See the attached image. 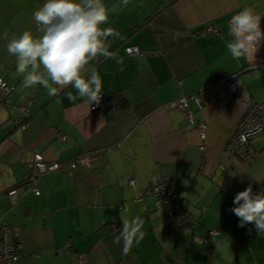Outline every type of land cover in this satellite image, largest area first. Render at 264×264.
I'll return each instance as SVG.
<instances>
[{
  "label": "crops",
  "instance_id": "0c3cea01",
  "mask_svg": "<svg viewBox=\"0 0 264 264\" xmlns=\"http://www.w3.org/2000/svg\"><path fill=\"white\" fill-rule=\"evenodd\" d=\"M45 2L0 0V76L15 87L0 98V218L17 227L16 264H79L81 254L88 264H264V233L248 236L244 227L254 223L239 227L229 211L249 185L253 193L264 190V134L252 139L250 158L226 151L243 114L226 80L232 77L245 98L264 100V67L228 52L230 18L245 5L264 14V0H103L109 20L102 27L120 36L105 44L114 58L98 56L86 70L100 74L106 109L70 101L68 92L77 95L71 87L52 85L55 97L39 84L22 87L7 43L24 31L40 35L33 13ZM207 24L218 33H207ZM128 46L141 55H128ZM194 93L202 109L188 104L207 126L204 150L196 126L172 105ZM21 105L29 110L24 129ZM35 153L61 164L40 178V195L23 187ZM81 154L88 164L71 165ZM161 179L181 197L190 231L171 222L153 196L139 200ZM13 188L18 196L8 194ZM122 208L145 221L144 239L127 254L122 242L113 243ZM211 229L218 234L207 243L193 240Z\"/></svg>",
  "mask_w": 264,
  "mask_h": 264
},
{
  "label": "clouds",
  "instance_id": "9594fccd",
  "mask_svg": "<svg viewBox=\"0 0 264 264\" xmlns=\"http://www.w3.org/2000/svg\"><path fill=\"white\" fill-rule=\"evenodd\" d=\"M127 2L124 0L125 4ZM110 11L115 14L117 8L114 6ZM33 18L39 36L24 31L19 37L13 35L7 43L8 54L16 58V73L22 77V87L39 84L53 97L58 95V89L52 85L61 89L71 87L77 95L68 92L70 101L82 99L88 104H99L102 78L94 67L86 70V66L98 56L113 59L114 53L105 44L109 37L120 36L114 28L102 27L109 20V9L103 0H46L33 13ZM261 19L262 16L247 5L231 18L229 35L232 39L227 41L226 47L232 59L255 60L264 42ZM116 62L123 64L122 59ZM233 204L229 211L239 219V227L254 223L259 234L264 233V190L253 193L249 185L235 195ZM120 219L121 231L113 243L122 242L123 253L127 254L134 244L138 245L144 239L145 221L139 216L127 218L123 208Z\"/></svg>",
  "mask_w": 264,
  "mask_h": 264
},
{
  "label": "built area",
  "instance_id": "2783aa9c",
  "mask_svg": "<svg viewBox=\"0 0 264 264\" xmlns=\"http://www.w3.org/2000/svg\"><path fill=\"white\" fill-rule=\"evenodd\" d=\"M236 11L231 18L238 14ZM261 28L264 30V14H260ZM230 18V20H231ZM207 33L217 34L218 28L216 24H207L204 28ZM125 51L130 56L141 55V51L137 46H128ZM251 67H264V42L261 43L259 50L256 53L255 60L249 61ZM228 91L239 98L241 106L243 108V114L237 123L234 134L229 139L226 145V151L230 154L236 155L239 158L247 159L255 155L256 151L252 146V139L264 134V100L257 102L252 101L241 95L235 81L231 78L226 80ZM15 90L13 85L7 84L0 76V98L4 99L10 92ZM192 100L197 111H200L203 107L202 98L198 93H194L187 96H182L172 102L173 106H176L185 111L186 118L190 123L194 124L198 130L199 137L202 141L200 150H204L205 144V132L206 124L203 121L198 120L195 117V113L189 108V101ZM108 100L102 94L99 104H93L96 109H106L108 107ZM21 111L22 119L20 128L24 129L27 125L28 108L24 105L18 107ZM88 158L86 155H78L71 160V165L88 164ZM61 164L58 161H47L42 155L35 153L32 159L28 163L30 171L29 178L23 184L25 192H31L34 195H40L41 190L39 187L40 178L53 170L60 168ZM9 195L18 196L16 188L8 191ZM145 196H153L163 207L167 218L174 222L179 227L185 228L187 231L191 230L193 220L186 209L181 197L175 188L170 186L164 179H161L155 183H152L145 187L139 194V200H142ZM248 236H252L257 233L258 230L255 225H246L244 227ZM218 234V231L211 229L203 233L202 235H194L193 240L197 243H207V241ZM17 227L14 224H7L0 218V264H16L18 259V244H17ZM68 248V247H67ZM79 264H88L86 255H78Z\"/></svg>",
  "mask_w": 264,
  "mask_h": 264
},
{
  "label": "trees",
  "instance_id": "16d2710c",
  "mask_svg": "<svg viewBox=\"0 0 264 264\" xmlns=\"http://www.w3.org/2000/svg\"><path fill=\"white\" fill-rule=\"evenodd\" d=\"M116 98H117V104H121L122 106H124V103H123V98L120 94H116ZM110 102V101H109ZM18 244V243H17ZM120 264V263H119Z\"/></svg>",
  "mask_w": 264,
  "mask_h": 264
}]
</instances>
